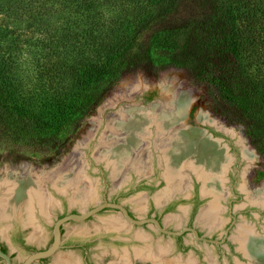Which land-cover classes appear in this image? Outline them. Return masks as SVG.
Returning <instances> with one entry per match:
<instances>
[{
  "label": "trees",
  "instance_id": "1",
  "mask_svg": "<svg viewBox=\"0 0 264 264\" xmlns=\"http://www.w3.org/2000/svg\"><path fill=\"white\" fill-rule=\"evenodd\" d=\"M166 66L260 127L264 153V0H0V135L46 154L110 84Z\"/></svg>",
  "mask_w": 264,
  "mask_h": 264
},
{
  "label": "water",
  "instance_id": "2",
  "mask_svg": "<svg viewBox=\"0 0 264 264\" xmlns=\"http://www.w3.org/2000/svg\"><path fill=\"white\" fill-rule=\"evenodd\" d=\"M149 92L155 94L151 101L144 99V94ZM186 109L187 105L163 87L136 91L122 100L115 109L104 111L96 123L92 139L80 146L77 150L78 153H72L68 160L55 169L57 173L54 176H50V183L45 186L49 194L45 211L36 205L33 193L23 185L16 183L0 186V231L5 232V228H8L6 231H9L10 241L4 243L13 262L15 264H34L42 259L52 258L54 260L58 256L57 254L65 249L62 246L63 240L67 242L79 236H102L105 241L97 240L89 248L88 258L96 262L98 259H102L100 264H128V260L131 258L128 252L132 255L131 247L135 244L139 246L140 242L134 243L126 240L130 239L133 232L142 231V229L135 228L130 230L129 227L117 235H105L106 229L119 230L125 227L120 220L137 227L150 224L153 229L168 236H179L185 231H190L192 236L198 241L222 243L224 240L218 242L201 238L192 228L173 232L164 229L156 219H133L121 204L98 203L104 196L108 199L115 197L119 202H125V206L130 207L137 216L149 212V209L145 208L137 213L136 208L127 201L134 200L141 193L131 192L136 181L134 177L135 171L139 176H144V178L151 177L153 181H156L162 172V160L165 163L167 181L172 182L174 180L177 188L184 183L183 169L188 168L196 173L198 178L203 181L202 192L213 196L211 203L210 201H204L202 204L201 208L204 207L199 213V218L209 227L218 223L220 212L218 202L221 198L219 188L222 185L221 175L226 170L230 159L224 150L218 148L209 139L203 138L202 134H232L233 138H237L243 145L246 159L244 167L248 165L249 171L252 170L258 159L251 146L239 135L223 127L213 118L205 117L188 106V110L193 112V116L189 117ZM152 134L154 135L149 139ZM161 138L164 140L160 141ZM149 140L151 143H148ZM140 142L144 143L142 147ZM157 147L160 148L162 155L159 153V149L154 151ZM88 149H90L89 152L87 151ZM77 155L78 159L75 158ZM89 159L92 160V164H90ZM152 161L153 169L150 165ZM67 162L68 168L66 167ZM74 162L79 163L78 171L75 169L77 173L71 169ZM129 167L136 170H128L127 168ZM102 169H104L103 174ZM109 169L113 171L112 176L114 175V178L124 169L126 170L119 176V182L111 183L110 180L112 179H110L111 173H109ZM73 173H76V175ZM67 174L69 177H66H68L69 181L66 182L67 185H63L62 176L65 177ZM248 174L244 175V183L246 184ZM72 179L73 182H71ZM121 182L125 183L121 184ZM69 184H72V186H68ZM158 187L160 186L154 187L153 190L146 191V193L154 197L167 185ZM171 189L169 184L165 191H161L162 193L156 196V202L162 201L170 193ZM136 201L138 209L141 210L144 198H138ZM249 203L262 207L264 206V199L253 202L248 194L234 204L233 211L239 213V218L237 225L233 228V232L236 229V235L233 239L238 242L239 250L250 260L249 264H264V235L260 236L253 233L252 229L246 226L261 224V228L259 227V232H261L264 228V211L260 215L256 214V212L247 216L240 214L248 208H254L249 207L251 206ZM93 205L94 207H92ZM104 209H114L120 213L105 211L97 215ZM71 211H78L79 213L68 214ZM46 213L49 214L51 219L49 224L44 221L49 220L46 217ZM66 213L68 215L58 218ZM90 217L93 218L85 222ZM161 219L166 225L169 224V221L165 220V216H162ZM205 228L203 226L201 230L210 232V230H205ZM144 231L148 233L149 238H152L153 241L150 239L152 243H148L146 235L136 232L135 237L146 243L143 247H137L134 252V256L144 262L138 260L136 262L180 264L177 260H173L174 258L167 259L166 253L171 251V249L161 246L168 244L171 241L170 239L153 233L149 229H144ZM17 232H20L21 236L25 237L27 245L32 250L38 251L28 254L25 248H21L15 243L16 241L14 240L20 237ZM117 236L122 241L120 244L114 245L109 238ZM156 243L159 245H154ZM188 252L184 253L175 249L173 251L174 256L179 253L189 257ZM13 262L10 256L0 249V263L13 264Z\"/></svg>",
  "mask_w": 264,
  "mask_h": 264
},
{
  "label": "flooded vegetation",
  "instance_id": "3",
  "mask_svg": "<svg viewBox=\"0 0 264 264\" xmlns=\"http://www.w3.org/2000/svg\"><path fill=\"white\" fill-rule=\"evenodd\" d=\"M172 91H175V90L172 89ZM154 95L155 94L153 92L146 93L144 94V99L147 101H151V99L154 98ZM175 96H178V95H175ZM188 106L186 110H188ZM188 116L189 117L193 116L192 110H188ZM153 135L154 134H152L149 139H151ZM202 135H203V138L209 139L211 142L215 143L218 148L224 150L225 154L230 159L226 170L221 175L222 185L219 188V190L221 191V193L219 194L221 198L219 199V202H218L219 207H220V212L218 215L219 221L216 225L209 227L204 222H202L199 218V213H201V210L204 207L203 206L201 208L204 201H210L211 203L213 199L212 195L204 194L202 192L203 181L200 178H198L195 172H193L192 170L188 168H185L183 169V174L185 176L183 180L184 183L182 186L177 188V186H175L174 180L172 182L167 181V178L165 177V173H166L165 163L162 160L161 162H162L163 167L162 168L160 167L162 172L160 176L158 177V180L156 181H153L152 180L153 178L151 179V177L144 178V176H139L135 171L136 169H133L130 167L127 168L128 170L131 169L135 171L134 177L136 178V181L133 184L134 187L133 189H131L132 190L131 192H135V193L141 192L136 196L134 200H131V201L128 200L127 202L131 203V205H133L134 208H136L135 210L137 213L144 210L145 208L149 209V212H146V213L141 214L140 216H137L136 214L132 212L130 207L125 206L126 204L125 202H119L118 199L115 197L108 199L107 197L104 196L102 197L101 201L98 203L101 204L104 202H109V203L121 204L127 210L129 216L132 217L133 219H136V220H145L149 218L156 219L159 222V224L168 231L179 232L186 228H192L196 231L198 236L201 238L208 239V240H215L218 242H221L223 240L224 241L222 243H206L203 241H198L192 236L190 231H185L179 236H168V235L159 233L158 231L153 229V226L150 224L137 227L134 225L126 224L122 220L120 221L124 224L125 227L119 230L106 229L105 235H112V234L117 235L120 232L122 233L124 230H127V228L129 227H130V230L135 229V228H139V229L141 228L142 231L139 230L136 232L146 235L148 243L151 244L152 238H149L148 233L144 231V229H149L151 232L157 233L171 240L168 244L161 245V246L171 249V251L166 253L167 259L174 258L173 260H177V262L180 264H197V263L198 264H249L250 263V260L244 256L242 251L239 250L238 242L233 239V237L236 235V229H234V232H233V228L235 227V225H237V221L239 218V213L236 211H233V206L235 203L243 199L244 195L249 194L250 199L252 198V195H255V194L260 195V192L255 188L257 184L263 181V177H259V174L260 172L264 174V170L263 171L253 170L252 178L249 180V181H252V183L249 182V185H247L246 183H244L245 181L244 175H247L248 172L250 171H249L248 165H245L244 167V162L246 159L244 157V150H243V145L241 144V142L238 141L237 138L234 139L232 134H216V133L209 134L207 133V134H202ZM163 140H164L163 138L160 139V141H163ZM148 143H151L150 140L148 141ZM140 145L142 147L144 143L140 142ZM158 147L156 149L154 148L153 149L154 151H158L157 149H159L160 151L159 153H161L162 155V152L160 148ZM89 150L90 149H88L87 151L89 152ZM144 153H146V151H144ZM85 154H89V153H85ZM151 160H153V158H151ZM89 162L90 164H92L91 163L92 160L89 159ZM150 165H151V168L153 169V161L151 162ZM103 170L104 169H102V174L104 172ZM125 170L126 169H124L122 172H124ZM122 172L119 173L118 176L114 178V175L112 176L113 171H110L109 169V173H111L110 176L113 177V178L110 177V179H112L110 180V182L111 183H115L117 181L119 182V179H120L119 176L122 174ZM122 183H125V182H121V184ZM169 184L171 185V188H172L170 193L162 201L156 202L155 200L156 196L162 193L163 191H165ZM162 185H167V187L162 189L161 190L162 192L159 191L157 195H155L154 197L149 196L146 193V191H150L151 189L153 190L154 187H157V186L161 187ZM249 187H253V189L250 190ZM138 198H144V202H143V206L141 210L138 209V203L136 201ZM250 205L251 206L249 207H254V208L253 209L248 208L242 211L240 214H245V216H247V215L254 214L253 212H256V214L260 215L264 211V206L261 207V206H258V205L256 206L253 204H250ZM92 207H94V205ZM105 211H113L117 214L120 213L119 211L114 210V209H104L100 211L97 215ZM73 213H79V212L71 211L68 214H73ZM68 214L66 213L64 215L59 216L58 218L63 217ZM162 216H165V220L167 219L169 221L168 225H166L163 222V220L161 219ZM93 217H90L85 222L89 221ZM201 223L204 224L203 225L204 227H206L205 230H210V232L202 231L201 228H203V226ZM173 224H177V225L174 226ZM246 226H249L252 229L253 233L260 235V236L264 235V228L261 230V232H259V227L261 226V224H255L254 226L253 225H246ZM7 229L8 228H5V232L0 231V249L1 251L9 255L13 262L11 255L7 251L6 244L4 243L6 241H10V237H9L10 235H9V231H6ZM62 229L63 227L61 228V232H62ZM20 232H17L20 234V237L14 240L16 241L15 243H17L21 248H25L28 251V254L34 251H38L34 249L32 250L27 245L25 237L21 236L22 232L21 233ZM136 232H133L132 235L128 233L131 235V237L129 236L130 239L126 240V241L128 240L132 241L134 243L140 242L139 246L135 244L134 246L131 247L132 249L130 250L132 251L131 252L132 255L128 252V255L131 257L128 260L129 261L128 264H135L136 260L140 262H144L134 256V252L137 247H141V246L143 247L146 245L144 241L139 240L135 237ZM232 232H233V235L231 236ZM82 236H84V234H82ZM12 240H13V237H12ZM62 240H63V237H62ZM97 240L105 241V239L102 236H93V237L92 236L91 237H80L79 236V237L73 238L72 240L70 239L67 242H64L63 240L62 246H64L65 249H73V250L80 251L81 256H82L81 264H100L102 259H98L96 262L88 258V250ZM109 240L114 245L118 243L120 244L122 241L121 239H119V236L110 237ZM154 245H159V244L156 243ZM174 249L177 251H182L184 253L189 251L187 254L190 256L187 257V255L184 256L183 254H179V253L176 256H174V253H173ZM51 260L52 258L42 259V260H38L35 263L47 264V262ZM145 262L150 263L149 261H145ZM13 264L15 263L13 262Z\"/></svg>",
  "mask_w": 264,
  "mask_h": 264
},
{
  "label": "rangeland",
  "instance_id": "4",
  "mask_svg": "<svg viewBox=\"0 0 264 264\" xmlns=\"http://www.w3.org/2000/svg\"><path fill=\"white\" fill-rule=\"evenodd\" d=\"M163 87L166 90L169 89L168 91L172 92V94L178 95L177 97L181 101L185 100L184 103H186L187 106L190 103V108L205 117L213 118L223 127L239 135L251 146L258 159L248 174L247 185H249V182L252 183V181H249L253 175L252 171L264 170L262 129L255 126V124L236 120L221 114L207 98L203 87L196 83L187 71L166 66L160 69L156 75H151L143 70H136L124 74L117 81L110 84L99 101L90 108L85 118L80 122L77 131L74 134H70L68 139L64 142L57 144L55 148L51 146V151L46 154L36 155L34 154L33 148L14 145L10 143L6 137L0 135V184H7V181H4L6 179L12 180V184L23 182L25 180L39 182L42 191H44V200L46 201V205L45 201H43L42 209H46L49 194L46 191L45 186L50 183L49 178L51 174H56L57 171H55V169L60 166L61 163L68 160L72 153L77 152L80 146L88 143L92 139L96 123L102 113L104 111L115 109L122 100L136 91ZM171 88L175 91H172ZM76 157L78 158V155ZM66 164H68V162ZM70 185L71 184L68 186ZM249 188L250 190L253 189V187ZM255 189L260 192L261 196L257 194L252 195L251 200L257 202L264 199V176L263 181L257 184ZM46 217H48L49 220L44 221L49 224L51 219L48 213H46ZM57 255L55 259L53 258L54 261L51 260L47 262V264H54L58 257H68L67 259L73 264H81L82 256L81 252L78 250L64 249ZM135 264L146 263L136 262Z\"/></svg>",
  "mask_w": 264,
  "mask_h": 264
},
{
  "label": "bare ground",
  "instance_id": "5",
  "mask_svg": "<svg viewBox=\"0 0 264 264\" xmlns=\"http://www.w3.org/2000/svg\"><path fill=\"white\" fill-rule=\"evenodd\" d=\"M182 102L184 103L185 102V100H182ZM185 105H186V103H184ZM75 158H77V157H75ZM78 159V158H77ZM76 160V159H75ZM78 161V160H77ZM71 163V162H70ZM78 164V165H77ZM67 168H68V164H67V166H66ZM69 167H71V166H69ZM78 168H79V163H77V162H74L73 163V166L71 167V169H73L74 171H75V169H76V171H78ZM75 171V172H76ZM77 173V172H76ZM76 173H73V174H75L76 175ZM51 176H54V175H52L51 174ZM66 176H68L69 177V175L67 174V175H65V177L64 176H62V181H63V185L65 184L66 185V182H68L69 180H68V177H66ZM74 177V176H73ZM72 177V178H73ZM4 181H7V184H5V183H3V184H0V186H3V185H8V184H12L11 182H12V180H8V179H6V180H4ZM74 181H75V179H74ZM3 182V181H2ZM71 182H73V179L71 180ZM17 184H20V185H23L25 188H27L29 191H31L32 193H33V196H34V199H35V202H36V205H38L40 208H42L43 207V201H45L44 200V198H45V194H44V191H42V188L40 187V183L39 182H37V181H34V182H31V181H23V182H19V183H17ZM72 185V184H71ZM38 190H39V192H38ZM42 197V198H41ZM43 199V200H42ZM45 205H46V201H45ZM45 208V207H44ZM47 208V207H46ZM44 210H46V209H44ZM68 258V257H67ZM67 258H64V257H58L57 259H56V262H55V264H73L69 259H67ZM73 261V260H72ZM74 262V261H73Z\"/></svg>",
  "mask_w": 264,
  "mask_h": 264
}]
</instances>
